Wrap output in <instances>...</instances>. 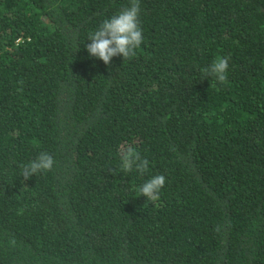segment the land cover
Returning a JSON list of instances; mask_svg holds the SVG:
<instances>
[{
    "label": "trees",
    "instance_id": "1",
    "mask_svg": "<svg viewBox=\"0 0 264 264\" xmlns=\"http://www.w3.org/2000/svg\"><path fill=\"white\" fill-rule=\"evenodd\" d=\"M130 2L0 0V264H264V0H139L144 42L105 65L88 37Z\"/></svg>",
    "mask_w": 264,
    "mask_h": 264
},
{
    "label": "clouds",
    "instance_id": "2",
    "mask_svg": "<svg viewBox=\"0 0 264 264\" xmlns=\"http://www.w3.org/2000/svg\"><path fill=\"white\" fill-rule=\"evenodd\" d=\"M140 13L139 0H131L129 7H125L110 19H105L98 30L90 33L88 37L91 41L86 45L88 54L103 61L105 65H110L115 56H122L124 61L134 58L137 55V49L144 42ZM228 68L229 58L217 57L209 67L202 69V72L205 76L213 77L218 83L225 84L228 82ZM55 165L56 160L51 154L40 152L35 159L20 165V175L24 180H28L33 174L53 171ZM133 170L141 175L147 173L149 160L142 158L135 147L126 144L120 148V171ZM165 183L164 175H154L139 187V192L147 200L156 202L160 199Z\"/></svg>",
    "mask_w": 264,
    "mask_h": 264
}]
</instances>
